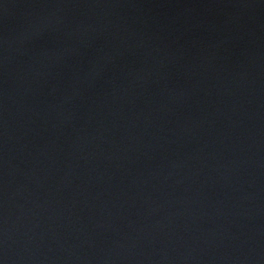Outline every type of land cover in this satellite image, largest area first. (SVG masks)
I'll return each mask as SVG.
<instances>
[{"label": "water", "instance_id": "obj_1", "mask_svg": "<svg viewBox=\"0 0 264 264\" xmlns=\"http://www.w3.org/2000/svg\"><path fill=\"white\" fill-rule=\"evenodd\" d=\"M0 264H264V0H0Z\"/></svg>", "mask_w": 264, "mask_h": 264}]
</instances>
